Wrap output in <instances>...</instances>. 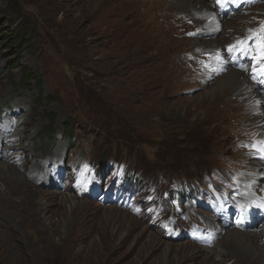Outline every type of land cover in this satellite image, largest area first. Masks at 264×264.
Masks as SVG:
<instances>
[{
	"label": "rangeland",
	"instance_id": "obj_1",
	"mask_svg": "<svg viewBox=\"0 0 264 264\" xmlns=\"http://www.w3.org/2000/svg\"><path fill=\"white\" fill-rule=\"evenodd\" d=\"M202 1L224 28L246 16L220 53L197 43L233 32L178 21L171 0H0V264H264L222 243L261 227L264 138L188 112L214 63L264 90V0Z\"/></svg>",
	"mask_w": 264,
	"mask_h": 264
},
{
	"label": "bare ground",
	"instance_id": "obj_2",
	"mask_svg": "<svg viewBox=\"0 0 264 264\" xmlns=\"http://www.w3.org/2000/svg\"><path fill=\"white\" fill-rule=\"evenodd\" d=\"M171 2H172V5L170 6L165 5V7H167V9H170L176 12L175 14L176 16H178V14H185L184 18L182 17L177 18V20L182 23L185 21V19L188 16H193L196 19V22L198 23V27L200 28V30H204V29L218 30L221 27V30L222 31L224 30L226 33L233 32L230 38L219 37L218 33H216L213 36L214 38L212 37L210 40L205 41L203 43L202 42L197 43V47L200 49L206 47L207 49H210V50H213V49L215 51L218 50L219 52L217 53H220V51L222 50V44L226 41V39L228 40V39L235 38V40L233 39L234 41L232 40L228 44L230 45L231 43L243 37L242 35L237 37L240 31L245 30L244 23H239L238 20L243 21L245 20L246 16L245 17L243 16L241 17L239 15L235 17L233 16L229 20L225 21V28H224L223 20H225L226 18L224 19V17H222L218 13L219 11L217 10V8L212 6L213 4H205L202 0H171ZM173 19H174V16H173ZM231 28H233L234 30ZM138 36L134 38L132 41H130L129 44L138 42L139 40ZM162 40H163V37L160 36L158 41H162ZM140 47L144 49V48H147L148 46L145 43H141ZM211 69H212V72L217 73L218 74L217 76L219 77L216 79L214 85L209 86L207 88V91L201 96V98L193 106L194 109L189 110L188 112L195 110L198 114H200V118L204 117L208 119V121L211 123L212 122H215V123L228 122L231 124H236L238 125V129L240 130H247V126L249 124H253L258 129L257 133H260V137L264 138V90L262 89V87L260 88L259 86H256L255 84H253L247 77L246 73L237 69L236 67L229 68L226 71H224L226 72L224 73L223 69L225 70V68L222 67V64L214 63ZM195 82L197 81L195 80ZM215 88H220L221 91L218 94L216 93L215 95H213L212 93ZM162 115L163 114H160V117H162ZM10 127L11 126L8 125L6 131H8ZM27 149H30V146H28ZM248 165L250 167H253L256 173L255 179L253 178L248 179L247 188L254 190V193L256 194L255 196H251L249 199L254 200L255 202H257V204H255V202L254 203L247 202V203H249L252 206L257 207V206L264 204L262 200L264 199V161L248 162ZM31 167L33 168V171H31L32 174L34 173L36 174V172H38L39 170L43 171V168L41 169V167L35 164L32 165ZM5 168H0V170L5 172ZM17 174H20L26 180L31 179L29 175L26 176L27 175L26 173L24 174L23 172L18 171ZM33 178H34V175H33ZM22 181L23 180L21 179L18 182H22ZM26 184H24L25 188H26ZM10 190H14V189L11 188ZM7 195L8 194L3 193L2 198L3 197L7 198L8 197ZM215 216L223 220L222 217H219L217 215ZM256 217L254 218V220L256 219ZM260 217L262 219V222H261V227L259 231L252 230V231L242 232L240 228H232L229 231H227V233L225 234L226 238L223 237L222 243L223 244L226 243L227 245L231 242H234V243L236 242L237 244L239 243L241 245H244V247L247 246L248 249L246 251L248 252L250 258L259 257V256L261 257L262 252L264 253V217L262 216ZM209 224L212 230H217V231L223 230V225L217 223L214 219H211ZM243 251L245 252V250ZM221 257L226 258V261L224 264H228L229 261H234L233 264H239L238 262L239 259L233 256L231 252L221 255ZM248 259L249 258H247V260Z\"/></svg>",
	"mask_w": 264,
	"mask_h": 264
},
{
	"label": "trees",
	"instance_id": "obj_3",
	"mask_svg": "<svg viewBox=\"0 0 264 264\" xmlns=\"http://www.w3.org/2000/svg\"><path fill=\"white\" fill-rule=\"evenodd\" d=\"M16 45L18 46L19 45V43L18 42H16ZM35 81H37V78H35ZM38 82V81H37Z\"/></svg>",
	"mask_w": 264,
	"mask_h": 264
}]
</instances>
